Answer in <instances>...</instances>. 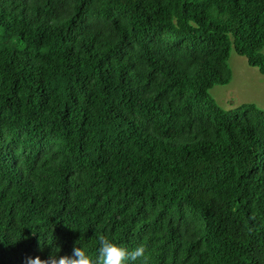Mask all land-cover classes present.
<instances>
[{"label":"trees","instance_id":"obj_1","mask_svg":"<svg viewBox=\"0 0 264 264\" xmlns=\"http://www.w3.org/2000/svg\"><path fill=\"white\" fill-rule=\"evenodd\" d=\"M263 47L264 0H0V264H264V109L210 94Z\"/></svg>","mask_w":264,"mask_h":264},{"label":"rangeland","instance_id":"obj_2","mask_svg":"<svg viewBox=\"0 0 264 264\" xmlns=\"http://www.w3.org/2000/svg\"><path fill=\"white\" fill-rule=\"evenodd\" d=\"M264 55V47L261 50ZM232 73L230 83L215 85L210 90L211 96L224 109H230L243 103H252L264 109V75L256 67L250 66L246 58L232 48L228 60Z\"/></svg>","mask_w":264,"mask_h":264},{"label":"clouds","instance_id":"obj_3","mask_svg":"<svg viewBox=\"0 0 264 264\" xmlns=\"http://www.w3.org/2000/svg\"><path fill=\"white\" fill-rule=\"evenodd\" d=\"M99 239L100 264H129L130 260L134 261L145 254L144 245L129 249L120 246L106 236H101ZM25 264H96V259H93L84 247L74 245L71 255L57 256L51 253L46 258H41L40 255L28 256L25 258Z\"/></svg>","mask_w":264,"mask_h":264}]
</instances>
